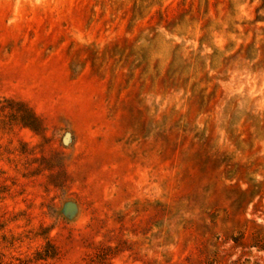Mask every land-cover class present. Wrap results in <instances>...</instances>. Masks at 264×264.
Returning <instances> with one entry per match:
<instances>
[{
  "label": "rangeland",
  "instance_id": "rangeland-1",
  "mask_svg": "<svg viewBox=\"0 0 264 264\" xmlns=\"http://www.w3.org/2000/svg\"><path fill=\"white\" fill-rule=\"evenodd\" d=\"M0 264H264V0H0Z\"/></svg>",
  "mask_w": 264,
  "mask_h": 264
}]
</instances>
